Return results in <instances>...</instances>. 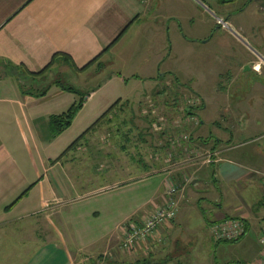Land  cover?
<instances>
[{
	"label": "crops",
	"instance_id": "1",
	"mask_svg": "<svg viewBox=\"0 0 264 264\" xmlns=\"http://www.w3.org/2000/svg\"><path fill=\"white\" fill-rule=\"evenodd\" d=\"M180 10L184 7L175 0H0V264H89L116 257L126 224L141 221L161 205L168 190L165 171L145 155L139 169L125 160L118 172L115 151L107 172L101 167L87 177L81 173L79 186L70 179L69 164L57 160L116 102L137 103L114 95L117 79H127L114 72L110 57L125 61L145 53L141 59L155 62L147 73L157 85L145 94L169 78L199 94L195 80L187 79L195 74H186L181 65L163 73L161 68L168 59L182 61L201 47L212 74L208 76L220 77L213 92L233 133L209 144L196 135L200 124L186 132L192 147L212 157L173 170L180 185L177 218L129 256L141 252L155 264L263 263L264 19L247 29L239 9L236 14L224 10L240 30L238 36L220 28L215 19L204 28L190 21L192 37L174 43L166 31L176 29ZM167 16L173 23L166 24ZM223 32L235 40L220 36ZM57 54L69 56L78 69L96 60L83 72L66 61L57 65L70 67L75 79L111 70L89 91L72 126L53 138L50 118L65 113L77 96L53 86L47 96L35 98L22 94L16 78L41 73ZM49 71L37 82L28 79L25 87H45ZM102 172L109 181L125 174V181L113 182V189L106 191V185L100 187ZM137 184L147 192L138 202L132 200ZM228 219L242 220L245 234L237 242H217L211 227Z\"/></svg>",
	"mask_w": 264,
	"mask_h": 264
},
{
	"label": "rangeland",
	"instance_id": "2",
	"mask_svg": "<svg viewBox=\"0 0 264 264\" xmlns=\"http://www.w3.org/2000/svg\"><path fill=\"white\" fill-rule=\"evenodd\" d=\"M175 1L179 2L184 7V10H180V22L176 26V29L171 28L166 31L167 39L174 43H177L178 40L192 37L193 31L188 27L190 21L192 24H195V28H204L203 25L207 26V23L215 19V15H219L217 17L222 15L220 18L229 23L231 28L237 33L239 29L235 23H231L227 19L224 10L230 11L231 14H236L238 12L237 9H239L241 23L246 24L247 29L257 20L264 19V3L262 4L261 0H201V3L205 4L208 9H205L196 0H194L196 5L192 3V0ZM223 7L226 8L221 9ZM243 9L244 11L240 12ZM165 19L166 24L172 22L168 16ZM220 36L227 38L229 42L235 40L234 37L225 32L220 33ZM205 52L201 47L191 53L193 56L185 58L182 61H175L174 58L168 59L163 64L161 72L171 71L173 65L174 67H180L181 65L184 70L180 69L186 74L188 72L195 74V76H190L187 79L190 81L195 80L196 91L206 100V107H204V101L199 94L190 90H183L174 78H169L168 81L159 85L153 92L145 94V92L157 85V81H151L150 76L152 74H148L153 69L152 66L155 62L152 59H141L145 56V53L144 55L136 54L131 60L125 61L110 57L114 58V72L122 74L127 79L126 82L124 78L117 79L114 83L116 85H113L114 95L118 98L123 97V100L128 99L137 103H120L99 125L96 131H92L86 136L78 148L66 153L63 162L65 164L67 162L70 166V179L80 186L81 173H84V177H87L91 173L95 174L97 170L101 171V167H105L107 172L108 166L113 165L110 162L111 158L109 155L113 156V153L116 151L117 161L115 168L118 172L119 166L122 165L119 162L127 160L130 163L133 161L135 163L134 166L136 165V168L139 169L138 166H141L139 159L141 158L140 161L142 159L145 160V155H147L150 157L151 163L158 164L165 171V183L167 187L169 188L170 184H174L180 192V185L173 179V170L176 167L179 168L181 163L193 162L194 159L188 160V155H185L181 149H177L173 154L169 139L178 136V134L185 133L189 129L196 128L199 124L200 129L196 132V135L208 141L209 144H214L213 141L220 136L231 137L233 133L229 126L224 123L222 110L217 100L218 95L213 92V88L219 83L220 77L208 76V74H212L208 70L209 66L205 64ZM191 54L187 53V56ZM148 57L151 56L148 55ZM61 63H57L48 72L43 84L45 87L43 88L48 87V85L51 86L53 82L60 80L75 87L76 90L87 93L92 88L102 84L107 79V75L111 70L107 69L99 76L90 74L85 78L80 77L79 79H75V73H73L70 67L66 65L62 66V68L57 66L59 64L62 65ZM150 64L151 67H149ZM23 74L18 75L16 79L18 80ZM153 75L157 76L156 74ZM182 79L185 80L183 76ZM24 81L25 84L28 83L26 79ZM102 97L100 94L91 103L100 100ZM196 99H200V102L198 106L197 104H193L195 107L191 109H193L198 119L191 122L189 121L190 116L186 115V109ZM160 140L163 144L162 142L159 143ZM236 143L237 141L234 140V144ZM170 149L172 154L169 155L168 150ZM102 173H104V178H100V182L102 183L100 187L106 185V191L113 189V182L121 183L125 181V174H118L115 181H109L105 178L107 176L105 172ZM133 188L135 192L132 200L136 199L138 202L142 194H146L147 192L144 188H140L139 184L134 185ZM167 192L164 194V199L167 197ZM164 199L162 200L164 201ZM154 210L150 211L149 214ZM121 242L120 247L118 246L116 257L113 256L108 261L89 262V264H136L137 262L142 264L145 261L148 264H155L154 262H149L147 259L144 260V255L141 252L140 255L130 258L129 253L121 249ZM71 249L73 250L72 247ZM78 264H81L80 261H78Z\"/></svg>",
	"mask_w": 264,
	"mask_h": 264
},
{
	"label": "built area",
	"instance_id": "3",
	"mask_svg": "<svg viewBox=\"0 0 264 264\" xmlns=\"http://www.w3.org/2000/svg\"><path fill=\"white\" fill-rule=\"evenodd\" d=\"M215 19L220 28L238 36L229 23L217 16ZM199 102L200 99L194 100L193 103H190V106L187 107V109L194 108L195 106H193V104H197L198 106ZM197 119L198 118L194 116L192 118L190 117L189 121H197ZM169 144L172 148L173 154L177 151V149H181L184 151L185 155H188V160H210L212 157V154L207 153L200 148L192 147L190 135L186 132L170 138ZM168 153L169 155L172 154L171 149L168 150ZM167 191V197L153 212L139 222L132 221L126 224L123 229L124 238L121 242V249L123 251L131 253L137 249L139 245L147 243L150 240H154L162 226L173 222L177 218L179 202L176 199V196L179 194V190L174 184H170ZM211 230L213 237L217 242H237L245 234V224L240 219H228L213 225ZM260 243L264 246V229L261 234ZM262 264H264V261Z\"/></svg>",
	"mask_w": 264,
	"mask_h": 264
},
{
	"label": "trees",
	"instance_id": "4",
	"mask_svg": "<svg viewBox=\"0 0 264 264\" xmlns=\"http://www.w3.org/2000/svg\"><path fill=\"white\" fill-rule=\"evenodd\" d=\"M69 62L70 65L79 72L85 71L87 68H89L91 65H93L94 62L90 63L88 66H86L83 69H78L76 66L73 64L71 58L67 55L63 54H57L54 56L52 62L49 64L47 68H45L41 73L39 74H34V73H28L23 75L17 80V84L20 86V89L22 91V94L25 95H30L35 98H43L48 95L49 91L53 86H56L62 90L72 92L75 94L77 97H79L75 103L63 114L61 115H55L50 118V126H51V131H52V136L53 138H56L57 136L61 135L64 133L67 129H69L72 126V123L78 113L84 108L88 98L91 95V92L83 93L81 90H76L75 87L71 86L68 83H63L60 80H57L51 84V86L46 87V88H41V87H36L35 85H31V87L28 89L26 88L25 84V79H32V81L37 82V78L41 77L44 75L47 71H49L53 66H55L59 62ZM29 81V80H28ZM26 89V90H25ZM120 104V101L116 102L99 120H97L86 132H84L77 140H75L69 147L68 149L58 158L57 161H61L64 156L66 155L67 152L74 150L78 148L79 145H81V142L86 138V136L92 132L96 131V129L99 127V125L107 118V116L112 113V111ZM186 115L190 116L191 118L196 116L195 112L191 109L186 110ZM206 144V141H203ZM136 264H141L140 262ZM142 264H148L146 261Z\"/></svg>",
	"mask_w": 264,
	"mask_h": 264
}]
</instances>
